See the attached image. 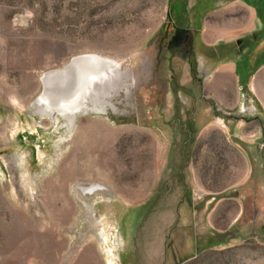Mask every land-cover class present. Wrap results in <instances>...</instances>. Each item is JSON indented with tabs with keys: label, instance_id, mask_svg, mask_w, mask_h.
<instances>
[{
	"label": "rangeland",
	"instance_id": "374dc122",
	"mask_svg": "<svg viewBox=\"0 0 264 264\" xmlns=\"http://www.w3.org/2000/svg\"><path fill=\"white\" fill-rule=\"evenodd\" d=\"M90 54L120 68L40 115ZM205 61L257 73L253 100L215 102ZM263 67L264 0H0V264H264Z\"/></svg>",
	"mask_w": 264,
	"mask_h": 264
},
{
	"label": "crops",
	"instance_id": "0c3cea01",
	"mask_svg": "<svg viewBox=\"0 0 264 264\" xmlns=\"http://www.w3.org/2000/svg\"><path fill=\"white\" fill-rule=\"evenodd\" d=\"M201 37L202 43L214 48L217 40L213 37V34L209 33L206 27L201 31ZM208 53L212 54V52ZM206 62L201 64L205 71L209 72V79L205 81V89L211 92L212 99L215 102L222 104L226 100L225 93H235V100L239 102L243 100L244 107H246L245 101L253 100L257 73L242 72L237 64H216V61L213 64H206ZM211 78L214 79L211 80ZM208 131L223 133L229 131L230 133H235L238 139H246L244 141H247V136L245 135L247 125L244 122L222 126L221 121H215L213 126L210 125Z\"/></svg>",
	"mask_w": 264,
	"mask_h": 264
},
{
	"label": "bare ground",
	"instance_id": "6f19581e",
	"mask_svg": "<svg viewBox=\"0 0 264 264\" xmlns=\"http://www.w3.org/2000/svg\"><path fill=\"white\" fill-rule=\"evenodd\" d=\"M87 57H90L88 63L82 64L79 66V68H77L76 73L80 77V80L74 96L69 100L62 101L60 104H58V107L55 110L52 107V103H50L47 98H42V101L37 103L39 105L36 106L38 109L42 110L45 114L49 112L61 113L66 116V119L71 120L74 116V112L79 110L83 105L79 102V98L82 93L85 92L86 94H90L88 92H92V89L95 87L98 81H104V79L109 78L112 75V72L110 71L112 70L111 68H120L119 64H116L98 55L90 54ZM56 82L62 83V86L66 89H69L70 87V77L67 75H63L62 77H53L51 83ZM96 188V186H91L88 188H83V191L85 193H92Z\"/></svg>",
	"mask_w": 264,
	"mask_h": 264
},
{
	"label": "water",
	"instance_id": "95a60500",
	"mask_svg": "<svg viewBox=\"0 0 264 264\" xmlns=\"http://www.w3.org/2000/svg\"><path fill=\"white\" fill-rule=\"evenodd\" d=\"M88 55H80L72 58L66 65L62 68L51 70L46 72L42 77L43 82V91L41 96L34 102V106H37V103L42 101V98H47L50 103H52L53 109H57L58 104H60L64 100L71 99L75 92L76 88L79 84L80 77L76 73L77 68H79L82 64H87L90 57ZM63 75H67L70 77L69 89H66L62 86V83L56 82L51 83L53 77H62ZM38 113L40 115H48L50 117H54L55 112H49L45 114L42 110L39 109ZM60 114V113H59Z\"/></svg>",
	"mask_w": 264,
	"mask_h": 264
}]
</instances>
